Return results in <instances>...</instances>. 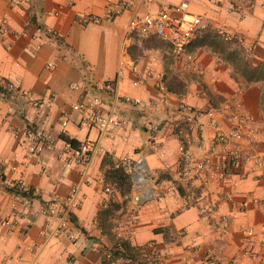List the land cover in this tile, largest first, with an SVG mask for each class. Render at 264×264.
<instances>
[{"label":"crops","instance_id":"1","mask_svg":"<svg viewBox=\"0 0 264 264\" xmlns=\"http://www.w3.org/2000/svg\"><path fill=\"white\" fill-rule=\"evenodd\" d=\"M123 1L0 0V85L11 87L0 96V213L15 209L25 215L11 233L0 229V264H133L104 258L121 240L152 247L167 256V264H264V0H158L142 5L139 12L152 13L186 4L187 14L201 19L197 38L219 29L231 37L219 40L222 50L195 46L194 40L190 49L197 58L190 69L182 68L166 43L148 39L139 44L124 34L131 10L122 7ZM108 13L109 23L103 20ZM95 17L102 21L92 23ZM230 52L237 64L227 60ZM241 58L249 61L247 69H256L253 77L238 70ZM115 79L118 96L140 105L117 102L116 113L125 123L100 141L103 151L83 173L66 165L61 135L78 143L96 139L94 130L78 128L80 114L72 106ZM103 95L109 107L111 97ZM235 99L256 131L236 145L243 155L239 167L223 178L203 174L177 183L178 191L169 193L179 166V141L171 127L178 106L212 110L216 127L229 131L234 124L227 115ZM31 100L44 107H33ZM61 117L67 119L64 127ZM203 122L201 131L183 136L194 156L213 148L215 128L205 117ZM149 124L159 125L158 130L150 131ZM27 125L47 136L37 156L19 146ZM229 148L215 146L214 161ZM138 156L150 171L148 201H141L133 189L121 197L104 175L105 157L117 162ZM249 156H259L262 166L254 168ZM18 180L31 192L26 209L24 199L16 200L6 190ZM73 186L79 188L80 208L58 230L55 216L41 211H58ZM109 201L124 204L99 224L97 214ZM248 229L251 238L246 237ZM248 245L253 253L244 255Z\"/></svg>","mask_w":264,"mask_h":264},{"label":"built area","instance_id":"2","mask_svg":"<svg viewBox=\"0 0 264 264\" xmlns=\"http://www.w3.org/2000/svg\"><path fill=\"white\" fill-rule=\"evenodd\" d=\"M158 0H125L122 7L131 10V15L124 27V34L129 37H135L141 44L144 40L158 39L170 46L171 54L176 60L182 61L184 69H190L196 61V53L189 47L192 41L196 38L201 29V19L197 16L187 14V5L180 4L175 7H165L156 10L155 12H139L142 5L154 4ZM164 1V0H161ZM15 4H19L20 0H14ZM53 15L57 16V13ZM110 13L103 19L105 22L112 21ZM94 24H98L102 20L100 18H91ZM4 31V28H3ZM217 34L224 40L230 41L231 37L219 29ZM117 79L108 81L101 85L102 95L97 93H89L84 98L72 106V110L80 114L77 126L81 130H94L97 134L95 140H86L78 143V145L65 144V158L66 165L82 168L85 173L89 168L94 155L103 151L100 146V141L111 134L116 128L124 125V120L116 113V104L118 101L130 103L134 106H139L140 102L132 100L128 97L118 96L116 92ZM137 83H134L136 85ZM8 85V89H10ZM160 92L164 91L163 85H157ZM103 94H108L111 97L112 103L108 107L103 100ZM33 107L41 109L44 104L31 100ZM241 102L235 99L233 108L228 113V119L234 126L229 131H223L216 127L212 116V110L200 111L196 110L187 104L181 103L178 106L177 116L174 119L172 130L179 141V166L176 169L174 176L177 182H172L168 186V192L173 194L178 191L177 183L187 184L193 179H198L201 175L206 174L210 178L218 179L228 175L233 169L239 167L243 155L240 149L236 146L243 138H253L256 131L251 120L240 111ZM206 118L207 123L215 128V135L212 142V150L208 153H203L200 156H194L184 146V135L191 131H201ZM61 125H67V119L61 117ZM159 125L149 124V130L156 132ZM22 141L20 147L27 151L29 156H37L47 141L46 134L35 128L28 127L21 131ZM225 145L230 148L226 150L219 162L214 161L213 150L215 146ZM264 153V146H263ZM254 168H260L263 160L259 156H249ZM122 167L130 174L132 188L134 191L140 193L141 201H148L152 199L151 182L149 180L150 171L146 164L144 157L138 156L133 161L129 159H121L115 163V168ZM9 194L16 200L24 199L25 209L28 207L29 197H23L27 192L24 189L21 180L9 184L6 188ZM107 192H110L108 189ZM80 208L79 188L73 186L70 188L67 196L61 202L60 209L55 210L54 207H48L41 211L43 215L55 216L57 229L67 227L73 215L78 212ZM25 220L23 212L13 209L9 214L2 215L0 213V229L11 233L14 229L19 227L22 221ZM223 223L224 217L220 218ZM247 238H251L253 232L251 229L245 232ZM120 242V241H119ZM117 245V244H116ZM252 247L248 245L244 250V255L252 254ZM106 260L122 261L121 257L114 258L113 250H108L104 253ZM36 264V263H32ZM137 264H167V256L153 250L152 247L147 246L142 251ZM231 264H235L232 262Z\"/></svg>","mask_w":264,"mask_h":264},{"label":"trees","instance_id":"3","mask_svg":"<svg viewBox=\"0 0 264 264\" xmlns=\"http://www.w3.org/2000/svg\"><path fill=\"white\" fill-rule=\"evenodd\" d=\"M39 28V27H38ZM198 35V34H197ZM46 39H48L51 43L52 42H57L58 45H61V42L57 39V37H54V35H45ZM221 37L213 32V31H205L203 32L198 38L194 39L195 42L193 45L195 46H204V45H209L215 47V49L222 50L223 47L219 44V40ZM190 44V46L192 45ZM168 45V44H167ZM190 48V47H189ZM168 50L171 51L170 46L168 45ZM233 54L235 53H227V60L235 62L236 58H233ZM240 66L239 71L244 77L251 78L255 75L256 69H247L249 68V61L243 58L240 59ZM95 89V88H94ZM99 89V88H98ZM10 90L8 89V84L3 83V85H0V96L5 97L8 95ZM101 88L98 90V94L101 95ZM29 126L27 125L26 128ZM61 139L65 143H69L71 145H78V142H76L73 139H69L65 136L61 135ZM115 161L113 160H108L106 157L103 159V166H106L104 175L107 178V180L112 183L115 186V189L119 192L121 197L126 196L127 194L130 193L131 188H132V183L130 179V174L124 170L122 167L115 168ZM23 197H31V192L28 191ZM122 204H117L115 202L109 201L105 207V209H101L98 214H97V221L99 224H102L103 222H106L110 216H112L116 211H118L121 208ZM145 249V246H132L128 241L121 240L120 242L117 243L111 250H113V256L114 258L121 257L123 261L137 264L142 251ZM114 260V259H113ZM112 260V261H113Z\"/></svg>","mask_w":264,"mask_h":264},{"label":"water","instance_id":"4","mask_svg":"<svg viewBox=\"0 0 264 264\" xmlns=\"http://www.w3.org/2000/svg\"><path fill=\"white\" fill-rule=\"evenodd\" d=\"M135 199H138V196H135Z\"/></svg>","mask_w":264,"mask_h":264}]
</instances>
